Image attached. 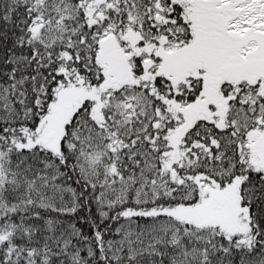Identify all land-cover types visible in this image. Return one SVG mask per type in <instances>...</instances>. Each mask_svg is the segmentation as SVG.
<instances>
[{
	"label": "snow or ice",
	"instance_id": "snow-or-ice-1",
	"mask_svg": "<svg viewBox=\"0 0 264 264\" xmlns=\"http://www.w3.org/2000/svg\"><path fill=\"white\" fill-rule=\"evenodd\" d=\"M0 264H264V0H0Z\"/></svg>",
	"mask_w": 264,
	"mask_h": 264
}]
</instances>
